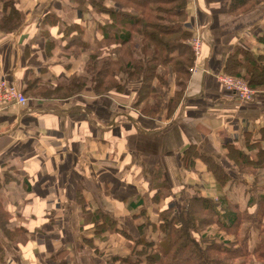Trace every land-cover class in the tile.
<instances>
[{"label": "crops", "instance_id": "1", "mask_svg": "<svg viewBox=\"0 0 264 264\" xmlns=\"http://www.w3.org/2000/svg\"><path fill=\"white\" fill-rule=\"evenodd\" d=\"M78 1L0 0V82L26 97L0 107V264H128L139 227L161 213L229 196L230 183L245 194L232 149L264 161L248 150L264 152V90L241 102L219 82L230 60L243 74L264 61V3L232 13V0H185L202 54L182 86L159 68L166 94L139 100L141 81L97 86L99 64H115L114 18Z\"/></svg>", "mask_w": 264, "mask_h": 264}, {"label": "trees", "instance_id": "2", "mask_svg": "<svg viewBox=\"0 0 264 264\" xmlns=\"http://www.w3.org/2000/svg\"><path fill=\"white\" fill-rule=\"evenodd\" d=\"M104 1L79 0L78 5L85 6L87 2L101 10ZM119 1L125 3L121 11L104 6L114 18L110 34L106 32L105 38L114 41L117 48L114 51L115 64H103L104 69L99 72L97 86L108 85L104 78L109 74L111 78L115 75L118 79L117 83L115 80L117 91H122L129 82L141 81L139 100H144L156 93L152 86L153 81L160 78L159 68H171L178 79L182 78V82H178L182 86L194 65V54L188 45L192 34L184 26L186 1ZM263 2L232 0L230 11L248 12ZM7 4L13 3L10 1ZM5 22L4 19V26L7 25ZM261 41L264 43V38ZM123 56H127L128 61H124ZM231 63L230 60L226 67L227 75L245 80L253 89L264 86V82H255L264 74L262 59H250V68L246 74L236 70V65ZM113 65L118 68L117 71L111 69ZM122 73L128 79H120ZM179 97L174 100L179 101ZM248 146L249 152L257 149L258 153H264L254 145ZM232 151L241 171L238 181L246 185L251 183L245 191L247 208L241 209L238 202L232 201L225 194L217 198L199 195L187 199L179 210L169 209L161 213L158 223L139 227L142 236L137 243L145 248V264H174L182 257L185 258L183 264H264V176L256 175L264 170V161L252 159L251 153L246 154L237 149ZM209 169L214 172L220 185L230 181L221 167L213 163ZM245 173L249 180L245 178ZM247 180L248 183H245ZM253 208L255 210L249 212ZM0 217L3 220L4 216L0 214ZM150 226L159 232L156 240L145 238L146 227ZM125 236L130 238L126 232Z\"/></svg>", "mask_w": 264, "mask_h": 264}, {"label": "rangeland", "instance_id": "3", "mask_svg": "<svg viewBox=\"0 0 264 264\" xmlns=\"http://www.w3.org/2000/svg\"><path fill=\"white\" fill-rule=\"evenodd\" d=\"M116 3H114L113 1H111L114 5H118V6H120V11L121 10H123V6L122 5H125V3L124 2H122V1H119V0H114ZM264 3V2H263ZM116 5V6H117ZM131 7H133V6H131ZM258 7V6H257ZM257 7H254V8H252V10H255ZM101 10L102 11H107L108 9L107 8H105L104 6H102L101 7ZM240 13H245V11H242V12H240ZM122 58V57H121ZM122 59H124V61L126 60V61H128V57L127 56H123V58ZM195 60H196V58H195ZM98 68H100V69H102L103 68V63H101V64H99V66H98ZM104 69V68H103ZM112 70H116L117 71V67L115 66H112V68H111ZM162 73H164V72H162ZM160 76V78L159 79H157L156 81H154V84H153V89H155V91H156V93H157V95L158 96H163V95H165L166 93H165V91H167V89L169 88V83H168V80L167 79H165V77H164V75L163 74H159ZM229 76H232V75H229ZM234 77V76H233ZM120 79H128V77L126 76V75H124V73H122V74H120ZM118 80V79H117ZM117 80H116V83H117ZM257 80V81H256ZM255 80V82H259V83H261V82H264V74L262 73V76H260V78H258V79H256ZM245 81V80H244ZM119 82V81H118ZM113 84V81H111V85ZM264 85V84H263ZM253 89V88H252ZM253 90H264V86H260L258 89H253ZM245 175V178L246 179H248L247 178V173H245L244 174ZM256 175H260V176H263L264 175V170H261L260 171V173H257ZM255 175H253V177H254ZM249 180V179H248ZM248 180L245 182V183H248ZM230 183V182H229ZM230 185V187H232L233 189H232V191L230 192L231 194L229 195V197H230V199H232V201H234V202H238L239 203V205L241 206V209H246L247 207H246V202H247V196L244 194H239V195H237V193H236V189L238 190V189H241L240 187L241 186H237V185H235L234 186V184L233 183H230L229 184ZM251 185V183L249 182V184L248 185H246L245 184V186H243L244 187V189H247V187H249ZM263 193H264V191H263ZM242 199H244L243 200V204H240V202L242 201ZM255 210V208H253V209H250V211L249 212H253ZM116 227V226H115ZM114 227V228H115ZM116 230H117V232H119V233H122V234H125V230L122 228V227H116ZM148 232H150V230L148 231ZM146 236H147V233H146ZM155 238H157V237H155ZM129 244V243H128ZM137 245H139L138 243L136 244V246H135V244L134 245H131L130 246V248H129V250H128V263L130 262V263H137V264H145L143 261H145V256H144V254H145V251H144V249L145 248H143V246H137ZM119 247V246H118ZM119 250H121V248L119 249ZM118 250V251H119ZM119 253H121V252H119ZM122 254V253H121ZM124 256V255H123ZM118 257H122V256H120V255H118ZM125 261H126V257H124L120 262H122V263H119V264H126L125 263ZM139 261H141V263H139ZM183 261H185V258L184 257H182V258H180L178 261H176V263H174V264H183ZM184 264H185V262H184Z\"/></svg>", "mask_w": 264, "mask_h": 264}, {"label": "built area", "instance_id": "4", "mask_svg": "<svg viewBox=\"0 0 264 264\" xmlns=\"http://www.w3.org/2000/svg\"><path fill=\"white\" fill-rule=\"evenodd\" d=\"M188 45L195 58L198 59L202 54V40L199 37H192ZM219 82L239 101L253 102L255 100L256 91L243 79L223 74L219 77ZM25 102L26 97L21 92L10 86L6 81L0 82V107L9 103L24 104Z\"/></svg>", "mask_w": 264, "mask_h": 264}]
</instances>
